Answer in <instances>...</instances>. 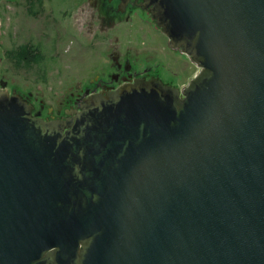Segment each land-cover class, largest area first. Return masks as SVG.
I'll list each match as a JSON object with an SVG mask.
<instances>
[{
    "label": "water",
    "instance_id": "water-1",
    "mask_svg": "<svg viewBox=\"0 0 264 264\" xmlns=\"http://www.w3.org/2000/svg\"><path fill=\"white\" fill-rule=\"evenodd\" d=\"M199 71L61 120L0 90V264H264V0H144Z\"/></svg>",
    "mask_w": 264,
    "mask_h": 264
},
{
    "label": "rangeland",
    "instance_id": "rangeland-1",
    "mask_svg": "<svg viewBox=\"0 0 264 264\" xmlns=\"http://www.w3.org/2000/svg\"><path fill=\"white\" fill-rule=\"evenodd\" d=\"M24 7V0L0 1V90L10 93L15 89L23 94L31 93L33 97L44 101L45 105L54 107L68 96L70 87L75 83L83 84L101 73V63L106 60L109 51L106 48L110 47L109 43H113L116 35L121 49L129 47L131 52L137 51V61L158 71L163 80L174 87L185 88L199 71L189 56L174 49L162 32L151 27L137 29L138 33L136 28L132 31H112L105 45L99 40L92 42V36L87 33L85 26L75 29L80 37L76 35L68 38L72 32L66 28L68 35L59 42L62 36L60 29L67 25L75 26L74 19L63 21L62 16L58 15L59 10L63 9L62 3L53 0L49 6L53 8L51 13L52 17H56V23H53L55 19L53 22L45 19L43 14L33 20L26 16ZM19 24L20 29L17 27ZM16 31L19 36L15 34ZM27 39L40 46L43 59L29 66L14 65L6 53ZM63 66H71L73 72Z\"/></svg>",
    "mask_w": 264,
    "mask_h": 264
},
{
    "label": "flooded vegetation",
    "instance_id": "flooded-vegetation-1",
    "mask_svg": "<svg viewBox=\"0 0 264 264\" xmlns=\"http://www.w3.org/2000/svg\"><path fill=\"white\" fill-rule=\"evenodd\" d=\"M52 1L24 0L26 16L35 20L37 17H40L39 14H43L45 19H51L50 22H53L56 17H52L51 12L53 8L49 7ZM17 2L19 4V1ZM59 2L62 3L63 9L59 10L58 15L62 16L63 21L68 18L74 19L73 24L75 25L74 27L67 25L63 27L64 29H60L62 36L58 39L59 42L67 37L66 28L72 32L70 36L68 35V38L75 37L76 35L80 37L75 29L76 27L80 29L83 26L86 27L87 33L92 36L91 41H103L102 45L108 44L111 32L114 31L116 33L118 29H129L132 31L133 28H136L135 31L138 33L137 29L140 30L147 26L160 33L162 32L146 8L144 0H59ZM53 23H56V19ZM17 27L20 29V24ZM15 34L17 36L20 35L17 31ZM31 39H27L25 43L20 44L16 48L23 45H27L32 49L36 47L42 60L43 56L40 46L38 44L34 45ZM119 42V38L116 35L113 43H109V45L111 44L110 47L106 48L109 51L106 54V60L101 63L99 70L101 73H97L83 84L75 83V85L70 87L71 91L68 96L63 97L62 101L54 107L45 105L44 101L33 97L31 93L23 94L12 89L10 94L13 91L19 94L28 104L33 106V115L39 114L38 116L41 119L50 121L66 118V111L77 109L83 99L90 94L111 91L125 83L134 82L138 79H156L165 85L173 86L165 82L158 71L137 61V51L131 52L129 47L121 49ZM63 67L67 71L73 72L71 66Z\"/></svg>",
    "mask_w": 264,
    "mask_h": 264
},
{
    "label": "trees",
    "instance_id": "trees-1",
    "mask_svg": "<svg viewBox=\"0 0 264 264\" xmlns=\"http://www.w3.org/2000/svg\"><path fill=\"white\" fill-rule=\"evenodd\" d=\"M6 56L14 65L29 66L32 63L38 64L41 60L36 47L32 49L27 45L7 51Z\"/></svg>",
    "mask_w": 264,
    "mask_h": 264
},
{
    "label": "crops",
    "instance_id": "crops-1",
    "mask_svg": "<svg viewBox=\"0 0 264 264\" xmlns=\"http://www.w3.org/2000/svg\"><path fill=\"white\" fill-rule=\"evenodd\" d=\"M195 75V74H194Z\"/></svg>",
    "mask_w": 264,
    "mask_h": 264
}]
</instances>
